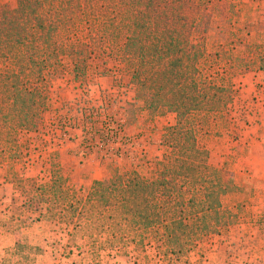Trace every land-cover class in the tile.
<instances>
[{"label":"trees","instance_id":"trees-1","mask_svg":"<svg viewBox=\"0 0 264 264\" xmlns=\"http://www.w3.org/2000/svg\"><path fill=\"white\" fill-rule=\"evenodd\" d=\"M233 8L229 0H16L7 9L0 0V187L15 190L7 231L47 219L74 246L80 239L99 253L146 259L152 248L167 264H204L237 218L223 198L240 187L212 163L207 139L234 134L235 78L264 70V44L209 47L213 18L230 22ZM113 71L135 87L133 106L176 123L161 136L164 168L144 177L134 164L113 163L86 192L44 139L51 80L66 76L82 89ZM97 235L104 240L95 243ZM197 252L200 263L191 260Z\"/></svg>","mask_w":264,"mask_h":264},{"label":"rangeland","instance_id":"rangeland-1","mask_svg":"<svg viewBox=\"0 0 264 264\" xmlns=\"http://www.w3.org/2000/svg\"><path fill=\"white\" fill-rule=\"evenodd\" d=\"M233 5L234 15L230 22H225L221 16H216L212 20L213 32L210 37L209 47L214 48V46L229 45L231 46L239 41H243L246 45L250 44H264V0H229ZM3 4L7 9H13L16 6V0H3ZM223 32L224 35H217L216 32ZM247 52L246 48L238 47V55H243ZM260 66V65H258ZM130 69L127 67L123 68V73H129ZM253 72L264 73V70L252 71L235 78L237 94L234 97L233 103L231 105V115L233 118V111L239 114V108H234V103L241 99V94L244 91V82L242 79ZM98 78H105L104 84L102 86H109L101 91V101L103 102H130L131 104L127 106L126 117L120 115L122 112L118 109L121 107L119 104H115L114 109L111 111L113 116V122H111L112 130L118 129V125L122 128V131L128 136L126 138L132 146L124 145V141L119 142L115 140L116 137L107 138V128L101 123L103 121L104 114L107 108L103 105L98 107L91 106L90 98L91 94L89 87L82 89H76L74 86L67 85L68 77L56 76L51 80L52 91H53V104L54 109L48 115L47 125H48V135L44 138L52 151L61 150L65 143H72L74 140L72 131L75 129L81 133V140L85 144V153L94 154L97 153L103 160L104 163L103 174L108 171L110 164L118 163L122 166H128L134 164L144 177H149L152 174L150 166L147 164L149 160L155 158L151 155V148L142 147V142L145 141V131L146 126L150 123L151 125L159 118L164 116L153 117L151 113L147 110L140 109L139 106H133L136 98V89L134 86L125 85L126 82L121 80V75L113 71L105 76H98ZM97 78V79H98ZM94 83H91L93 85ZM258 84V90H254L250 93L249 102L245 110L247 114L254 118H262L260 115V107L258 106L262 101L261 95L264 94V79H260ZM129 89V90H128ZM127 91L131 94L128 97ZM104 92V93H103ZM244 94L245 91H244ZM261 94V95H260ZM242 100V99H241ZM247 100V99H246ZM142 106V102H141ZM264 107V106H263ZM102 113V119H101ZM108 113V112H107ZM169 115V114H167ZM242 115V110H241ZM166 116V115H165ZM261 116V117H260ZM76 121H75V120ZM72 120V122H71ZM93 120L95 123H90ZM262 120H257L258 125H255L253 130L256 131L257 137L251 142V145L240 144L236 142L238 135V127L236 125V131L234 134H227L221 138L218 137H208V146L211 151L212 163L222 167L225 171L230 173L235 177L237 184H239V192H234L223 198V204L229 212L232 211L233 214L237 213V218L234 220L233 225L229 228H223L221 233L213 239L212 245L216 243L217 240H221L220 236L228 234L230 229L241 226L251 219L252 211L256 207H259L261 199H264V123ZM234 121V119H233ZM176 123V120L174 124ZM173 124V125H174ZM138 126L141 131H133ZM141 126V127H139ZM76 127V128H75ZM161 134H159L158 141L155 142V148L153 150V155L158 156L153 161L154 164L152 168L161 169L164 168L162 159V147H161V136L163 134L162 128L159 129ZM119 135H117L118 137ZM107 138V140H106ZM25 142L36 143L37 139L34 136L24 137ZM108 140L114 142L110 147L108 145ZM107 144V145H106ZM109 149V150H108ZM116 155V156H115ZM146 155L149 162H145ZM66 163L69 162L67 168L72 171L71 175L74 176L73 167H76V160L70 156L64 154ZM145 157V158H144ZM144 158V159H143ZM158 159V160H156ZM73 164V165H72ZM78 164V163H77ZM79 165V164H78ZM152 171V172H150ZM4 169L2 173H5ZM77 177V176H76ZM104 178V177H103ZM102 178V179H103ZM78 180V179H77ZM83 187L84 191H88L90 186L85 185ZM14 196V195H13ZM11 204V202L9 203ZM8 204V205H9ZM244 207L237 208L236 206ZM3 206V205H0ZM3 208V207H2ZM11 215V213H10ZM0 224L7 226V220L0 216ZM236 227V228H235ZM96 241H103L104 237L97 235L95 237ZM82 240H78L80 243ZM99 243V242H98ZM86 244V243H85ZM212 245L209 247L208 252L212 250ZM21 247H15L14 250L8 251L5 254L2 264H19L22 261H34L36 259L35 255L40 254L39 249H34L31 246H24L20 244ZM91 244L87 245L91 249L90 255L86 258V261H82L83 258H74L69 264H167L165 262L159 261L156 256V251L154 249H148L144 257L143 253L132 252L130 255H117L115 251H102L97 252L92 250ZM96 247V246H95ZM195 257H191L193 262L201 261V257L195 253ZM70 258V256H68ZM137 258V259H136ZM196 260V261H194ZM196 264V263H195Z\"/></svg>","mask_w":264,"mask_h":264},{"label":"crops","instance_id":"crops-1","mask_svg":"<svg viewBox=\"0 0 264 264\" xmlns=\"http://www.w3.org/2000/svg\"><path fill=\"white\" fill-rule=\"evenodd\" d=\"M260 79H264V73L253 72L246 75L242 79L245 83L244 91L246 94L243 91V94H241L242 100L240 99L239 101L238 99L234 103V108L237 107L240 110L238 115L235 113L236 111H233V119L238 127L236 142L239 145H251V142L257 137L256 131L253 128L255 125H258L257 120H262L264 117L262 116L264 113V94H260L262 101L258 105L260 107V115L262 116L261 119L251 117L245 110L246 105L249 103L247 101L249 100L250 93L258 90L257 85H259L258 81ZM105 81V78H98L93 82V85H90L89 90L93 94L92 98H90L91 106L106 105L107 102L101 101L100 98L101 91L109 87L102 86V84L106 83ZM254 84H257L256 87ZM127 93L129 94L128 97H130L131 94L128 91ZM118 103L121 104V107L118 109L122 112L120 115L126 117L124 113L125 109L131 103L125 102V100ZM175 120L176 116L169 114L159 117L152 125L149 123L146 126V130L144 131L147 139L145 138V141H141V143H143L142 147L151 148L152 157L158 158V156L153 155V150L155 142L158 141L159 134H161L159 129L162 128L163 130L165 127L173 126ZM262 123H264V120ZM134 130L141 131L138 126L133 130L131 129V133ZM75 131L74 129L71 132L73 138L75 137L72 140L73 142L65 143L61 149L64 151L62 152L63 155L70 156L79 164L75 163L76 167H73V185L77 189H83V187H86L85 185L91 187L93 181L101 180L104 177L102 170L104 163H101L102 160L104 162V159L97 153L86 155V148L81 140V133ZM155 158L149 160L150 162L147 155L145 158V162H149L147 165L150 166L152 171L155 170L152 168L153 165H156L153 163ZM14 193V185L11 183H3L0 187V205H3L0 206V216L6 220L10 217L8 204L11 202ZM260 203L262 204L252 211L251 219L241 226L235 227L236 229H230L228 234L220 236L221 240H217L214 246L212 245V250H210L204 264H264V199H261ZM70 240L69 231L61 226H56L47 219L31 221L24 230L15 233H9L5 225L0 224V264L3 263L6 252L14 250L17 244L34 247V249H39L40 252V254L35 255L36 259L34 261H22L19 264H69L74 261L77 254L78 258H83V262L86 261L85 257L87 258L90 255L91 249L87 247L84 241L74 246L70 243Z\"/></svg>","mask_w":264,"mask_h":264},{"label":"built area","instance_id":"built-area-1","mask_svg":"<svg viewBox=\"0 0 264 264\" xmlns=\"http://www.w3.org/2000/svg\"><path fill=\"white\" fill-rule=\"evenodd\" d=\"M116 103L119 104L118 102H107L106 105H104L107 108V110L104 114L103 121L101 120V123L107 127V128H105V129H107V138L108 137H110V138L116 137L115 140L118 139L119 142L124 141L126 143L124 145L132 146V143L129 144L130 142L126 140V138L128 136L125 134V132L122 131V128L120 127V125H118V129H115L116 130L115 133H114V130H112V128H110L111 122H113V120H114L113 116L111 115V111L114 109L113 107L115 106ZM119 105H121V104H119ZM101 119H102V113H101ZM90 123H95V122H93V120H92ZM117 135H119V136L117 137ZM107 138H106V140H107ZM113 143L114 142H111V140H108V145L107 144L106 145L110 147Z\"/></svg>","mask_w":264,"mask_h":264}]
</instances>
